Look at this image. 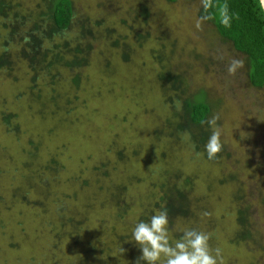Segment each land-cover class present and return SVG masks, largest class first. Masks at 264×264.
I'll list each match as a JSON object with an SVG mask.
<instances>
[{
    "label": "rangeland",
    "instance_id": "obj_1",
    "mask_svg": "<svg viewBox=\"0 0 264 264\" xmlns=\"http://www.w3.org/2000/svg\"><path fill=\"white\" fill-rule=\"evenodd\" d=\"M8 1L34 20L46 12V0ZM71 2L73 24L45 47L73 46L83 27L86 68H59L54 84H33L23 62L11 74L0 71V264H136L118 238L160 198L169 169L195 178L197 201L194 219L175 220L170 239L196 229L210 234L224 264H264V88L250 85L246 57L201 15V0ZM233 59L243 61L235 76L227 71ZM167 73L180 76L179 99L175 81L161 83ZM196 95L205 97L207 119L219 116L223 149L215 163L190 143L195 126L171 135L187 124L183 103ZM199 129L210 137L205 122ZM242 207L258 244H231Z\"/></svg>",
    "mask_w": 264,
    "mask_h": 264
},
{
    "label": "trees",
    "instance_id": "obj_2",
    "mask_svg": "<svg viewBox=\"0 0 264 264\" xmlns=\"http://www.w3.org/2000/svg\"><path fill=\"white\" fill-rule=\"evenodd\" d=\"M166 1L173 4L178 0ZM220 2H226L229 5L230 12L234 14L230 28H226L220 23L215 8H211L206 12L202 7L201 15L213 24L216 32L223 39L231 42L236 52L246 57L248 81L253 88L262 89L264 88V12L259 7V0H220ZM45 4L46 12L41 14L39 19L34 20L30 16H22L18 11V7L13 6L8 0H0V25L3 32L2 35L0 34L2 43L0 48V71L11 74L16 63L23 62L33 72L31 78L33 84H36L38 78L47 79L46 81L49 79V83L51 81V84H54V81L60 76L59 68L73 72L86 68L89 63V52L91 51V45L88 42L82 43L80 41L84 35L83 33L86 32L83 27V33L73 46H70L68 42H64L61 45L52 44L49 48L45 47V43H49L48 41L52 35L67 31L71 27L75 16L71 0H46ZM11 50H14V54H11ZM55 70L57 76L53 74ZM160 79L164 86L172 81L177 83L175 87H171L174 91H181V95H176L175 99H179L184 94L185 88L179 86L181 84L180 76L175 77L167 73L161 75ZM70 83L77 87L79 85V74L73 75L70 78ZM35 90V85H33L30 92L33 93ZM198 96L184 100L182 114L187 124L174 128V132L171 134L173 136L181 134L185 131L184 127L188 126V123L195 126L196 131L190 129L188 131L189 141L197 150L204 149L208 142L207 132L199 128L204 124L210 112L205 97L197 98ZM34 98L40 100V91L34 94ZM170 101H172V97ZM49 103L57 106L55 101L50 100ZM2 121L6 127H10L11 117L7 114L3 115ZM205 159L210 163L217 161V159L209 160L207 154ZM194 180L195 178L192 175L183 176L182 173L172 169L162 170V180L158 185L161 192L160 198L155 199L153 203L148 202V206L144 207L138 221L130 227L131 232L118 238V242L125 249L122 253L124 256H128L137 262L138 257L142 255L141 250L132 239L133 229L138 222L148 221L152 215L161 211L168 213L170 227L175 220L184 222L185 220L194 219L196 216L194 210L196 209L193 206L194 203H197L193 195ZM118 198L117 193L113 198L116 204ZM121 209L122 207L119 210ZM123 215L125 214L119 212L117 217L121 219ZM249 216L250 210L248 207H242L238 210L237 220L240 230L237 236L231 240L232 245L254 241L253 233L250 230ZM181 235L182 233L177 234L175 240L179 239ZM254 243L258 244L256 240ZM91 248L88 250L90 256L93 255L96 249ZM105 257L109 259V256L106 255Z\"/></svg>",
    "mask_w": 264,
    "mask_h": 264
},
{
    "label": "clouds",
    "instance_id": "obj_3",
    "mask_svg": "<svg viewBox=\"0 0 264 264\" xmlns=\"http://www.w3.org/2000/svg\"><path fill=\"white\" fill-rule=\"evenodd\" d=\"M201 5L206 12L215 8L220 23L226 28L231 27L234 14L226 2L201 0ZM259 7L264 10V0H259ZM197 27H200L199 22ZM242 68L243 61L233 59L227 71L229 75L235 76ZM218 120L219 116L213 115L205 121L212 130L205 145L209 160L217 159L223 149ZM208 215V212L201 213L202 217ZM210 238V234L203 231L185 229L179 239L172 241L168 213L161 211L152 215L148 221L138 222L133 229L132 239L142 252L136 264H224L222 249H213L209 243Z\"/></svg>",
    "mask_w": 264,
    "mask_h": 264
},
{
    "label": "water",
    "instance_id": "obj_4",
    "mask_svg": "<svg viewBox=\"0 0 264 264\" xmlns=\"http://www.w3.org/2000/svg\"><path fill=\"white\" fill-rule=\"evenodd\" d=\"M263 12H264V10H263Z\"/></svg>",
    "mask_w": 264,
    "mask_h": 264
}]
</instances>
